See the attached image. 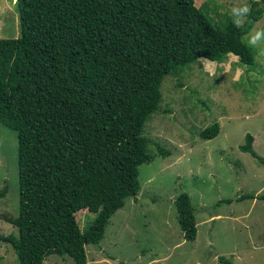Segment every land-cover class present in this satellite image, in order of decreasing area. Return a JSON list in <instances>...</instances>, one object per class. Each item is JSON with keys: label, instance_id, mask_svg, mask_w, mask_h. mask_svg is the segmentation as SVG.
Here are the masks:
<instances>
[{"label": "trees", "instance_id": "obj_1", "mask_svg": "<svg viewBox=\"0 0 264 264\" xmlns=\"http://www.w3.org/2000/svg\"><path fill=\"white\" fill-rule=\"evenodd\" d=\"M21 35L0 38V122L17 132V233L0 232L19 264H43L52 254L87 264L85 246L99 243L111 216L140 191L139 166L169 150L150 152L143 134L160 110L161 87L200 58L238 55L264 15L255 0L249 23L216 27L195 0H17ZM214 122L199 133L212 139ZM247 133L240 149L263 157ZM2 190H0V195ZM255 195H242L240 199ZM232 202V199L226 200ZM184 238L198 228L190 194L175 200ZM97 213L87 229L76 213ZM225 264H233L219 257Z\"/></svg>", "mask_w": 264, "mask_h": 264}, {"label": "rangeland", "instance_id": "obj_2", "mask_svg": "<svg viewBox=\"0 0 264 264\" xmlns=\"http://www.w3.org/2000/svg\"><path fill=\"white\" fill-rule=\"evenodd\" d=\"M255 0H195L216 27L231 22L234 4ZM264 29V15L253 26ZM252 28V29H253ZM21 35L17 0H0V38ZM253 65L229 54L223 63L198 59L164 78L160 110L143 134L150 152L169 150L139 166L140 191L114 213L99 243L85 246L87 264H264V56ZM220 123L212 139L202 129ZM254 135L258 159L240 149ZM0 232L17 233L19 164L17 132L0 122ZM190 194L197 221L194 241L184 238L175 204ZM255 195L240 199L242 195ZM232 199V202L226 200ZM97 213H76L87 229ZM0 264H19L10 244L0 243ZM43 264H75L49 255Z\"/></svg>", "mask_w": 264, "mask_h": 264}, {"label": "clouds", "instance_id": "obj_3", "mask_svg": "<svg viewBox=\"0 0 264 264\" xmlns=\"http://www.w3.org/2000/svg\"><path fill=\"white\" fill-rule=\"evenodd\" d=\"M252 7L247 3L234 4L229 9V16L232 24L237 29H245L249 23V16L252 13ZM242 42L254 49H258L261 56H264V29H251L242 36Z\"/></svg>", "mask_w": 264, "mask_h": 264}, {"label": "crops", "instance_id": "obj_4", "mask_svg": "<svg viewBox=\"0 0 264 264\" xmlns=\"http://www.w3.org/2000/svg\"><path fill=\"white\" fill-rule=\"evenodd\" d=\"M231 55H233L234 53H230ZM229 55V54H228ZM234 56H235V54H234ZM236 56H238V55H236ZM239 57V56H238ZM206 59V58H205ZM216 62V61H215ZM221 63H223V62H221ZM89 262V261H88Z\"/></svg>", "mask_w": 264, "mask_h": 264}]
</instances>
